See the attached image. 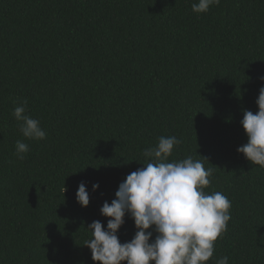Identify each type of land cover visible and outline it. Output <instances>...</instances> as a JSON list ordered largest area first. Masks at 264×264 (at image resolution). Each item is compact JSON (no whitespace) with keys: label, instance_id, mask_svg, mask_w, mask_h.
Returning <instances> with one entry per match:
<instances>
[{"label":"trees","instance_id":"16d2710c","mask_svg":"<svg viewBox=\"0 0 264 264\" xmlns=\"http://www.w3.org/2000/svg\"><path fill=\"white\" fill-rule=\"evenodd\" d=\"M194 3L0 0V264H99L88 225L106 229L102 205L161 136L182 141L169 162L201 160L213 169L204 192L231 201L206 264H264V168L237 152L243 111H258L264 87V0L200 14ZM24 100L43 140L19 132L12 113ZM17 140L29 145L23 160ZM136 231L126 213L120 243Z\"/></svg>","mask_w":264,"mask_h":264},{"label":"clouds","instance_id":"9594fccd","mask_svg":"<svg viewBox=\"0 0 264 264\" xmlns=\"http://www.w3.org/2000/svg\"><path fill=\"white\" fill-rule=\"evenodd\" d=\"M220 0H198L192 4L194 13H206ZM27 100L14 108L12 115L19 132L28 140H43L46 132L38 119L26 114ZM258 111L244 110L240 124L247 143L238 147L252 165L264 168V87L256 100ZM182 141L176 136H161L155 147L146 148L143 156L149 162L127 175L115 192L111 204L104 202L101 215L108 217L106 229L100 221L88 225L92 238L84 242L91 259L99 264H206L215 250V242L227 231L231 219V201L217 191L206 194L213 169L205 168L201 160L192 156L169 162L174 146ZM29 145L22 140L15 143L14 155L23 160ZM98 184L92 185L95 191ZM66 189L64 188V191ZM63 191V192H64ZM81 207L89 204V193L81 182L76 192ZM137 229L130 242L121 244L117 231L125 214ZM152 231H147L148 229ZM157 233L155 239L149 240ZM215 264H229L222 256Z\"/></svg>","mask_w":264,"mask_h":264}]
</instances>
